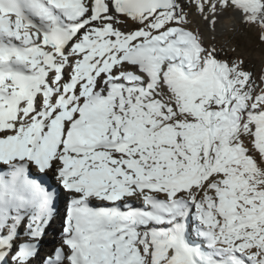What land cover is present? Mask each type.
<instances>
[{
	"label": "snow or ice",
	"instance_id": "1",
	"mask_svg": "<svg viewBox=\"0 0 264 264\" xmlns=\"http://www.w3.org/2000/svg\"><path fill=\"white\" fill-rule=\"evenodd\" d=\"M234 16L264 41V0H0V264H264V73L205 36Z\"/></svg>",
	"mask_w": 264,
	"mask_h": 264
},
{
	"label": "rangeland",
	"instance_id": "2",
	"mask_svg": "<svg viewBox=\"0 0 264 264\" xmlns=\"http://www.w3.org/2000/svg\"><path fill=\"white\" fill-rule=\"evenodd\" d=\"M261 29L255 26H243L240 30H235L229 36V44L224 47V52L221 53L222 58L230 57H247L252 58V61H257L264 64V41L261 40ZM247 69L251 72L253 70L252 62H245ZM255 74L259 78L261 74Z\"/></svg>",
	"mask_w": 264,
	"mask_h": 264
},
{
	"label": "bare ground",
	"instance_id": "3",
	"mask_svg": "<svg viewBox=\"0 0 264 264\" xmlns=\"http://www.w3.org/2000/svg\"><path fill=\"white\" fill-rule=\"evenodd\" d=\"M244 25L239 22L238 17H233L231 19H226L221 22L219 25V28L216 33L212 32H205V36L208 38L209 42H212L211 37L213 35H216L217 44H223V48L221 50V53L224 52V47H226L229 44V36L234 33L235 30H240ZM195 27V25H193ZM241 57V56H237ZM245 62H252L253 64V70L255 74H259L261 72H264V64L259 62L252 61V58L243 57ZM63 211V209H61ZM62 228V222L59 217L55 219V221L51 224V226L48 229L47 235L44 237L43 244L41 246V258L45 255H47L53 247H55L56 243L59 240V233ZM39 264V261L37 262Z\"/></svg>",
	"mask_w": 264,
	"mask_h": 264
}]
</instances>
